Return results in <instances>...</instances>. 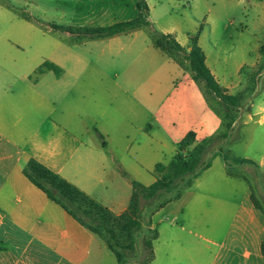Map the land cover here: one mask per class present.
Listing matches in <instances>:
<instances>
[{
  "label": "crops",
  "instance_id": "crops-1",
  "mask_svg": "<svg viewBox=\"0 0 264 264\" xmlns=\"http://www.w3.org/2000/svg\"><path fill=\"white\" fill-rule=\"evenodd\" d=\"M45 1L61 8L69 16L64 26L75 29L138 16L137 0L109 6L98 0ZM172 1L146 0L154 29L173 35L187 51L197 36L208 68L231 95L264 44V0H238L230 7L219 0L223 6L210 34L207 25L184 30L173 22L181 4L171 7ZM237 9L241 17L233 13ZM217 29L221 33L213 36ZM45 62L59 67L60 76L38 74ZM221 128L201 86L155 46L147 27L101 38L65 33L64 40L51 42L48 56L22 70L0 67V264L104 261L103 240L25 175L31 160L120 215L129 206L132 182L153 184L155 166L163 158L168 165L189 132L201 142ZM208 172L213 170L165 207L178 205L174 222L181 224L162 238L165 264H264V209L256 208L244 180L221 170L220 182L207 184L202 179Z\"/></svg>",
  "mask_w": 264,
  "mask_h": 264
},
{
  "label": "rangeland",
  "instance_id": "rangeland-1",
  "mask_svg": "<svg viewBox=\"0 0 264 264\" xmlns=\"http://www.w3.org/2000/svg\"><path fill=\"white\" fill-rule=\"evenodd\" d=\"M30 1L33 3L36 1L37 6L23 7L17 4V0H0L1 70H22V67L31 64L34 59L48 56L51 42L64 40L66 32L55 31L49 25L56 23L64 26L69 16L62 14L61 8H51L45 0ZM98 1H100L99 6H109L114 0ZM175 3L181 4V7L177 15H172L173 22L184 30L207 25L209 34L212 32V18L220 14L223 6L219 0L215 4L206 0H173L170 6L175 7ZM237 3L238 0H225L228 7ZM23 13L32 17V20L23 18L21 16ZM233 13L241 17V9ZM220 33L221 30L217 29L213 36ZM249 34H253L252 29L249 30ZM210 38L213 39L212 35ZM261 62L259 55L255 62L245 66L242 70L239 84L231 94L240 96V101L236 106L228 108L217 99L208 96L209 106L222 119L223 125L220 133L226 130V125L231 124L232 127L227 139L215 140L212 143L206 161H212V166L208 170H213V172H208L202 179V182L207 184L212 181L220 182L217 173L226 170L229 177L244 180L249 185L251 199L260 212L261 208L264 209V72L258 71ZM221 155L227 156L228 160L225 161ZM235 158L251 159L256 164H238L234 161ZM163 159L162 163L166 161V158ZM203 173L205 171L199 177ZM187 188L184 184L181 185V195ZM221 193L224 199L229 196V191L225 189ZM176 194L177 192L166 195L153 203L143 202L145 208L142 228L131 235L112 240L115 249L121 253L122 264L146 262L151 257V251L154 252L156 260L149 264H165L162 238L171 232L179 231L178 226L181 224L174 222V217L178 213V205L173 203L170 207L163 208L162 203L168 199H176ZM186 226L188 227V224ZM101 239L107 247L106 241ZM150 243L152 249L147 247ZM105 252L104 261L101 264H119L116 255L108 247L105 248Z\"/></svg>",
  "mask_w": 264,
  "mask_h": 264
},
{
  "label": "trees",
  "instance_id": "trees-1",
  "mask_svg": "<svg viewBox=\"0 0 264 264\" xmlns=\"http://www.w3.org/2000/svg\"><path fill=\"white\" fill-rule=\"evenodd\" d=\"M137 9L138 16L135 19L107 27L75 29L56 23L50 24L49 27L55 31L91 38L111 37L129 30L147 27L155 46L191 73L192 78L201 86L206 99L211 96L228 108L239 103L240 96L227 94L208 68L205 53L198 44L197 36L191 37L190 50L187 51L173 35H165L154 29L149 20V7L146 0H137ZM21 16L26 20H32V17L24 13ZM259 53L262 62L259 64L258 71L264 72V44ZM46 71H53L57 76L61 74V69L50 62L43 63L38 68L37 73L42 74ZM231 127V124H228L223 133H220V130L214 136L201 142L197 141L195 132H189L178 144L177 154L168 165L158 163L155 166L156 181L153 184L145 186L137 181L132 182L133 190L129 206L120 215H116L108 208L103 207L75 185L48 170L36 160H31L24 172L35 186L47 194L49 199L60 205L92 233L103 238L109 250L116 255L118 263L122 264L121 253L115 249L112 240H118V237L124 235H131L142 228L143 210L145 208L143 202L153 203L166 195L177 192L176 199H168L162 203L164 208L172 201L179 199L182 184L186 187L191 186L194 179L211 168L212 161H206L210 147L215 140L227 139ZM222 158L225 161L228 160L225 155ZM234 161L242 165L256 164L247 158H235ZM147 247L152 249V244H148ZM153 260L154 252L151 251L150 259L141 264H149Z\"/></svg>",
  "mask_w": 264,
  "mask_h": 264
}]
</instances>
